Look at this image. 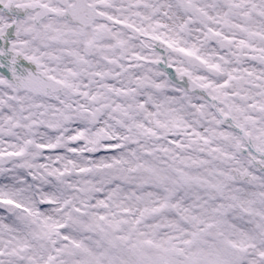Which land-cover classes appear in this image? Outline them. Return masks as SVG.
Here are the masks:
<instances>
[{
	"label": "snow or ice",
	"instance_id": "snow-or-ice-1",
	"mask_svg": "<svg viewBox=\"0 0 264 264\" xmlns=\"http://www.w3.org/2000/svg\"><path fill=\"white\" fill-rule=\"evenodd\" d=\"M0 264H264V0H0Z\"/></svg>",
	"mask_w": 264,
	"mask_h": 264
}]
</instances>
